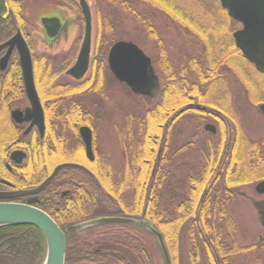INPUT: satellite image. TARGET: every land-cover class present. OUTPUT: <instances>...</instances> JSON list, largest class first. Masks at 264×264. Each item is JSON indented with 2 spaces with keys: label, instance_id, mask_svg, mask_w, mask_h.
<instances>
[{
  "label": "trees",
  "instance_id": "obj_1",
  "mask_svg": "<svg viewBox=\"0 0 264 264\" xmlns=\"http://www.w3.org/2000/svg\"><path fill=\"white\" fill-rule=\"evenodd\" d=\"M107 1V11L104 8L101 11L99 9L95 11L97 33L90 78L96 73L99 74V77L102 76V66L98 63L104 59L105 48L111 43H108L107 38L112 35L113 29L119 24L117 19L109 20L107 13L118 11L128 13L133 20L141 21L148 37L156 40L158 34L150 23V16L149 18L142 17L132 8V6L138 7V4H142L146 8L152 9L151 12L155 10L164 17L192 29L191 31L202 40L201 43L206 44L207 42L203 41L206 37L201 34L199 25L195 23L194 18L188 16L174 0ZM8 2L13 12V18L17 21L18 2L11 3L13 0H8ZM96 7L99 8V6ZM157 46L161 62L160 69L165 76V83L157 103L138 121V125H141L138 133L142 136L135 145L131 144L128 147L122 145L129 158L125 163L124 171L126 174L135 172L138 175L126 178L124 180L126 184L121 186L117 181L114 182L112 175L98 177L100 187L105 192L104 200H101V194H99L100 198L97 197L98 189L90 181L87 188L90 192H97V200L89 203L85 201L82 204V211H70L68 213L65 208L59 205L61 209L53 212L47 204L41 206V210L70 233H73V230L67 228L69 225L87 219L114 216L121 213L143 215L144 219L163 235L172 264H176L174 253L182 233L186 236L191 264H196L202 253V259H204L202 264H234L236 258L249 251L255 252L257 255L264 249V244L246 248L238 247L235 238V224L229 214L228 203L233 198L235 189L241 185L257 181L262 176L264 172V139L254 141L248 136L246 137L243 129L239 126V118L231 112H225L226 106L223 104V99H220L217 93L213 92L207 96L211 91L209 93L202 92L206 83H209L213 90L220 88L222 81L220 80V73H218L220 70L218 66L225 62L229 55L226 56L225 53H222V56L207 61L209 67L205 72L202 70L205 63L200 59L192 58L184 59L177 68L173 69L169 61L166 60L167 54L161 46V41L158 40ZM208 47L210 48L209 45ZM230 53H232V57L234 53V55H238L237 57L241 62H245L234 46H232V50L230 49ZM225 64L224 66H226ZM235 69L237 71V68ZM254 73L258 82L244 78L246 99L264 103V97L260 99L264 96V82L259 81L261 75L255 71ZM188 74L194 79L190 80L191 83L187 79ZM194 103L222 112L229 124L230 133L227 130V125L223 121H218L217 142H207V149L202 152V162L198 172L186 175L182 181L173 176L167 179V159L164 144L161 142L163 127L169 117L182 108L185 110L179 114H208L195 108L186 109L188 105ZM173 122L175 121H171V123ZM127 123H132V121ZM227 134H230L228 139L230 145L227 142ZM227 145L228 150L222 164L219 162V157ZM160 146L162 147V154L158 155ZM5 149L4 146H0V154L3 156ZM27 150V153L31 154L29 149ZM94 167L95 164L88 166L94 174L98 175ZM154 167L155 172L151 176V170ZM102 172L111 174L113 170L106 162ZM128 189L132 193L130 202H126L124 199V193ZM146 197L148 198L147 201ZM166 199L170 202L171 210H174L170 219L166 217L168 213L163 204V200L165 203ZM118 227L113 225L90 227L84 229L85 233L79 236H72V234L67 233L64 264H155V254H152L151 247L146 241L147 231L135 225L120 227L121 230H111V228ZM7 228L0 229V232L7 230ZM24 229L34 236L36 256L32 264H41L45 254L43 237L38 230L32 227L27 226ZM16 241L20 240L13 242ZM101 244L119 247L118 249L121 252L125 251L126 255H121L122 257L118 258L102 257L101 252L92 251L93 248H98ZM12 246H18L20 253L10 256L8 259H2L3 257L0 256V264H27L26 252L20 244L14 243ZM239 261L240 263L237 264H245L242 260Z\"/></svg>",
  "mask_w": 264,
  "mask_h": 264
},
{
  "label": "flooded vegetation",
  "instance_id": "obj_2",
  "mask_svg": "<svg viewBox=\"0 0 264 264\" xmlns=\"http://www.w3.org/2000/svg\"><path fill=\"white\" fill-rule=\"evenodd\" d=\"M14 2H18L17 21L13 18L8 0H0V46L17 33L23 39L31 57L33 85L41 108L42 118L36 116L33 118V115L37 114V109H33L26 98L16 48L14 47L12 50H9V47L2 48L0 50V146H4L6 149L4 156L0 154V203L30 205L40 210L41 206L47 204L53 212L60 210L61 207L65 208L68 213L70 211H82V204L85 201L89 203L95 201V199L97 200V192H90L87 188L88 183L91 181L96 186L98 189L97 197L100 198L99 194H101V200H104L105 192L101 189L97 179L101 176L108 177L115 174V172L113 174L102 172L103 165L107 160L104 155L101 156L96 151L97 141L95 136L104 119V103L107 94L103 81V70L107 68L109 71L107 55L113 44L107 47L104 59L98 63L102 66V76L99 77V74L96 73L90 78L94 56L93 47L97 33H94L93 38V31L91 30L88 70L83 78L75 80L66 72L74 65L84 36V20L78 0H13L11 3ZM32 2L35 3V7L29 12L28 5ZM37 7L48 9L50 13L39 17V14L36 13ZM58 11H61L62 15ZM46 20H49L47 23L49 25L45 28L43 21ZM68 27H72L76 33L71 40H68L66 36ZM54 50H56L55 54ZM225 52L227 56L229 48L227 51L225 49ZM38 53L40 55L37 56ZM225 62L226 67H229L228 56ZM110 75L116 83L123 85L115 80L111 73ZM61 78H66L68 82H61ZM219 87L215 90L206 91V93L212 92L207 96L219 89L218 92L214 93H217L218 97L223 99V104L226 106L225 112L234 114V110L229 108L232 104L231 94L222 84ZM161 90L162 88L160 92ZM89 102H91L90 106ZM190 105L192 107L186 109L192 110L195 105L199 104ZM199 106L204 109L197 110L208 114H179L185 110L182 108L169 117L164 125L161 142L165 147L168 168L173 158L180 154L183 149L180 146L176 150L173 146L174 140L172 141L171 137L175 122L171 123V121H182L184 118L193 116L197 122L203 123L204 130L206 125H213L215 134H212L210 129L207 132L216 135L218 121L225 119L222 112L204 105ZM176 118L177 120H175ZM209 121L214 122V124ZM39 122H42V128H39ZM126 124V128L118 134L121 149L122 142H126L127 147L131 144L135 145L142 136L137 130L141 125L133 122ZM81 128L90 130L91 157L85 154V147L79 134ZM27 149L31 154L27 153ZM158 154H162L161 146ZM128 160L129 158L126 156L125 160L122 161L120 173L116 172L119 175L117 183L120 186L126 184L124 182L126 178L138 175L135 172L126 174L124 166ZM61 164H75L87 172L67 168L58 172L53 181L42 192L25 194L39 187L51 175L53 170ZM90 164H95L94 169L98 175L88 168ZM168 168L166 172L167 179L170 177ZM151 176H153V169L151 170ZM172 176L175 177L174 174ZM242 195L244 196V194ZM253 206L256 208L257 203H253ZM171 208L170 202L166 199L165 209L167 213ZM258 209L261 210V207H258ZM130 215L134 216L133 214ZM260 215L262 216L261 213ZM126 216L129 217V214H126ZM166 217L168 218V215ZM262 218L264 224V217L262 216ZM72 229L78 230L76 236L85 233V230L79 227ZM111 230L121 229L111 228ZM63 232L66 234L67 231ZM67 237L68 234L66 244ZM15 240L20 241L13 242ZM25 240L28 244L26 247H24ZM14 243L20 244L26 252L25 260H27V264H32L36 256L34 236L27 230L18 227H8L7 230L0 232V256L3 257L2 259H8L10 256L20 253L18 246H12ZM118 248L101 244L100 247L93 248L92 251H99L102 257L107 256L108 258H118L122 257L121 255H126L125 251L121 252Z\"/></svg>",
  "mask_w": 264,
  "mask_h": 264
},
{
  "label": "rangeland",
  "instance_id": "obj_3",
  "mask_svg": "<svg viewBox=\"0 0 264 264\" xmlns=\"http://www.w3.org/2000/svg\"><path fill=\"white\" fill-rule=\"evenodd\" d=\"M86 1L88 2L92 15V31L94 38V33L96 32L95 11L96 9H99L101 11L102 8L107 11L108 9L106 6L108 1ZM174 1L177 2V5L181 7V9L185 13H187L188 16L194 18L195 23L199 25L201 34H204V36L206 37L203 40L204 42L207 41L206 44L201 43L202 40L200 39V37H197L191 31L192 29H189L187 26L180 25L175 21L164 17L160 13L155 12V10L154 12H151L152 9L146 8L142 4H138V7L132 6V8L137 12V14L141 15L142 17L149 18L150 16V23L158 34V38H156L155 40L150 36L148 37L146 30L140 20L139 22L133 20L128 13H122L118 11L107 13L109 20L117 19L119 21L118 26L113 29L112 35L107 38L108 43L111 42L108 45L114 44L119 41H125L131 42L135 44L139 49H141V51L151 60V63L155 70V75L159 81L160 89L165 83V76L164 74H162L163 71L161 72L160 69L161 62L159 58V48L157 46L158 40L159 42L161 41V46L167 54L166 60L169 61L173 69L177 68L182 63V61H184V59L188 60L189 58H192L200 59L205 63L202 67V70L205 72V70L209 67V63H207V61L217 56H222V53L226 54L225 49L227 51V49L229 48V52L227 55H229L228 66L230 67L224 66L226 62H223L222 64L220 63L218 66V68L220 69L218 73H220L221 76V84L231 94L232 104L229 106V108H232L234 110V114L237 116V118H239V126L243 129L245 136H248L249 139L254 141H261L262 139H264V115L260 113V111L258 110V106L262 105L263 103L257 102V100L246 99V91L244 88V78H247L248 80L250 79L255 82H258V78L254 73V69L250 65L248 66L246 62H241L239 60V57H237L238 55L236 56L233 53L232 57V53H230V49L232 50V46H234L232 35L235 31L239 30L241 26L227 17L224 10H222L220 7L219 0ZM96 6H99V8H97ZM34 7L35 3H30L28 5L29 12H31ZM36 13L39 14V17H43L50 12L48 9L37 7ZM58 13L62 15L61 11H58ZM75 34V30L72 27L67 28L66 36L68 40H71L75 36ZM208 45L210 46V48L208 47ZM56 50H54V54ZM105 50H107V48H105ZM38 55L40 54L38 53L37 56ZM235 68H237V71ZM103 76L107 99H105L104 103V119L95 135L97 141L96 151L99 152V155H104V157H106L108 165L113 170L112 174L115 172L112 177L116 182L119 177L117 173H120L122 161H124L127 156L123 148L121 149L118 134L126 128V123L128 121L139 124V119L147 111L151 110L157 103L159 95L155 98H146L141 96L134 97L129 92L128 88H126L124 85L116 83L113 80L107 68H104ZM261 76L262 77L261 79H259V81L264 82V74H262ZM187 79L189 83H191L190 80H194L190 74H188ZM60 81L63 83L68 82L66 78H61ZM252 84L255 85V83ZM204 85L205 86H203L202 92L205 93L206 91L211 90L212 86L210 87L209 83H206ZM218 91L219 89L214 92ZM263 97L264 96H262L260 99H263ZM88 104L90 106L91 102H89ZM222 120L227 125V130L230 131V127L226 119ZM209 122L214 124V122L212 121ZM174 124L175 125H173L171 137V140H174L173 146L176 150L180 146L183 147V149L180 154H177L176 157L173 158L169 165V168H167L170 173L169 176H172V174H174L176 178H180V180L182 181L185 179L186 175L196 174L198 172V169L202 162V152L207 149L208 141H211L212 143L217 142L218 130L216 135L210 136L208 132L204 131L203 123H200V121L197 122L194 117L191 116H189V118H184L182 121H175ZM228 139L229 135L227 136V142ZM122 145L125 146L126 142H122ZM227 150L228 145L224 148L223 153L219 157V162L222 164L224 163L223 159H225ZM121 154L123 159L121 158ZM263 175L264 172L257 181L239 186L238 189L234 191V196L229 200L228 203V211L235 224L236 243L238 247L241 248L264 244V224L262 218V216L264 217V194H257L255 192V185L258 182L264 180ZM240 193L244 194V196ZM124 195L125 201L130 202V197H132L131 190H126ZM253 203H257V209L253 206ZM163 204L165 206L164 200ZM258 207H261V210H259ZM173 213L174 210L170 209L168 212V219H170V216L173 215ZM260 213L262 214V216L260 215ZM115 216L118 215L104 217ZM131 217L134 220L147 221L144 219L143 215L131 216L129 214L128 218ZM86 221L87 220H83L80 222L83 223ZM54 222L56 223V221ZM80 222L72 223L71 225H69V227H67L68 229L75 231L74 233L66 232L65 240L67 233L70 235L72 234V236H75L77 234L76 232H78V230L72 228L74 226H78V223ZM126 225L130 224H117L114 226H119L118 228H120ZM57 226L61 231H65V229H63V227H61L60 225L57 224ZM139 227L147 231L144 227ZM156 231L159 232L158 230ZM159 234L163 238V235L160 232ZM146 241L151 247L152 254H155V264H164L162 252L159 248L156 238L148 233L146 235ZM26 246H28L27 243L24 244V247ZM167 250L169 253L168 248ZM174 257L176 264H191L189 262L190 256L188 255V244L184 233L180 235L179 245L175 248ZM202 258L203 253L196 264H202L204 261V259ZM239 260H242L243 262H245V264H264V249L258 252L257 255L255 254V252L251 253L249 251L245 255H241L239 258H236L234 260V264L240 263Z\"/></svg>",
  "mask_w": 264,
  "mask_h": 264
},
{
  "label": "water",
  "instance_id": "obj_4",
  "mask_svg": "<svg viewBox=\"0 0 264 264\" xmlns=\"http://www.w3.org/2000/svg\"><path fill=\"white\" fill-rule=\"evenodd\" d=\"M219 3L227 16L241 25V29L235 31L232 35L234 46L240 51L244 59L253 65L259 73H264V0H219ZM78 4L84 20V36L76 61L66 72L67 75L75 80L83 78L88 70L92 30V16L88 3L85 0H78ZM48 21H43L45 28L49 25L47 24ZM4 47H9V50H12L14 47L16 48L26 98L31 107L37 109V114L33 115V118L35 116L42 118L41 108L33 85L31 57L27 46L17 33L13 38L1 45L0 50ZM107 66L115 80L125 84L131 93L147 98H155L159 94L158 79L154 73L151 61L135 44L125 41L114 43L108 51ZM189 107L192 106L189 105ZM195 108L200 109V106L196 105ZM202 109L204 108L202 107ZM259 111L264 115V105L259 106ZM39 128H42V122H39ZM209 129L213 134L215 130L214 126L211 124L206 125L205 131ZM79 134L85 147V154L91 157L90 130L88 128H81ZM67 168L80 169L87 172L75 164H61L34 191L24 193H40L53 181L58 172ZM255 192L257 194H264V180L255 185ZM117 224L144 227L156 238L162 252L164 264H171L162 236L147 221H138L132 218L104 217L83 222L77 227L85 229L97 225ZM17 226L34 227L42 235L45 246L42 264H64L66 251L65 234L46 213L30 205L0 203V229Z\"/></svg>",
  "mask_w": 264,
  "mask_h": 264
},
{
  "label": "bare ground",
  "instance_id": "obj_5",
  "mask_svg": "<svg viewBox=\"0 0 264 264\" xmlns=\"http://www.w3.org/2000/svg\"><path fill=\"white\" fill-rule=\"evenodd\" d=\"M15 153V152H14ZM13 153V154H14ZM12 154V155H13ZM126 214H128V213H121V214H118V216H115V217H121V218H128L127 216H126ZM123 215V216H122ZM96 219H99V218H96ZM90 220H93V219H87V221H90ZM103 225H97V227H102ZM18 228H22V229H24L25 227H27V226H17ZM2 229V228H1ZM44 241V240H43Z\"/></svg>",
  "mask_w": 264,
  "mask_h": 264
}]
</instances>
